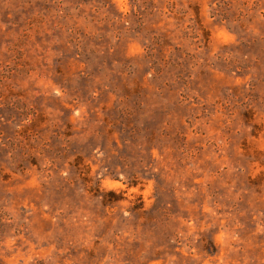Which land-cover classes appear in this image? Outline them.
<instances>
[{"label": "rangeland", "instance_id": "rangeland-1", "mask_svg": "<svg viewBox=\"0 0 264 264\" xmlns=\"http://www.w3.org/2000/svg\"><path fill=\"white\" fill-rule=\"evenodd\" d=\"M0 264H264V0H0Z\"/></svg>", "mask_w": 264, "mask_h": 264}]
</instances>
